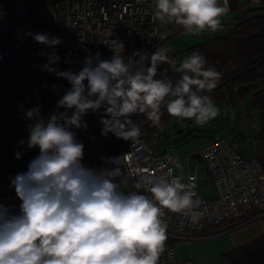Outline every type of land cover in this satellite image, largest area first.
Masks as SVG:
<instances>
[{"label": "clouds", "instance_id": "1", "mask_svg": "<svg viewBox=\"0 0 264 264\" xmlns=\"http://www.w3.org/2000/svg\"><path fill=\"white\" fill-rule=\"evenodd\" d=\"M152 18L175 23L185 35L214 33L223 27L230 11L229 0H153ZM48 48L61 43L47 33H28ZM168 47L155 52H136L138 59L125 63L115 51L110 60L86 57L78 73L61 71L60 61L47 53L42 68L67 80L70 88L57 101V109L45 118L39 106L24 111L29 125L27 147L38 148L24 173L11 179L21 201L19 214L0 204V264H158L164 251L167 223L165 209L183 214L195 226L203 213L194 177L183 183L173 168L150 179L151 196L119 191L123 180V156L107 158L113 168H91L83 163L84 144L73 129L87 128L84 116L104 109L101 135L136 143L140 126L132 120L143 114L158 127L162 107L175 118L190 119L202 126L220 115L210 93L222 73L209 67L206 58L193 51L175 67V82L168 69ZM23 108V105H21ZM23 143V141L21 142ZM20 158V153H16ZM180 168L177 161H169ZM162 168L164 165L161 166Z\"/></svg>", "mask_w": 264, "mask_h": 264}, {"label": "built area", "instance_id": "2", "mask_svg": "<svg viewBox=\"0 0 264 264\" xmlns=\"http://www.w3.org/2000/svg\"><path fill=\"white\" fill-rule=\"evenodd\" d=\"M153 10V0H0V123H32L24 111L37 106L45 118L53 112L65 111L56 105L70 84L42 70L48 63L47 53L55 52L60 57L53 67L78 73L85 66L86 57H96L97 53L100 60H110L115 51L125 63H130L138 59L134 57L136 52H155L175 26L154 21ZM28 33H47L50 38H59L61 43L48 48ZM93 115L89 112L83 118L90 133L96 129L91 121ZM137 124L141 129L145 121ZM145 134L146 130L141 129L136 143L127 141L118 150L104 148L91 152L93 147L108 140L98 138L84 151L83 163L97 170L111 169L114 165L107 163V158L123 156L122 177L117 178L118 183L123 180L119 191L150 197L147 191L150 179L173 168L169 161L175 158L166 147L154 151L143 140ZM198 154L209 169L215 196L205 198L197 194L203 216L195 226L183 214L165 209L163 219L168 225V237L174 238L176 233L198 235L208 228L239 223L264 213V168L254 156H242L224 134L201 146ZM17 160L0 137V204L13 214H19L21 203L15 188L10 186L15 173L5 178L1 163L9 169ZM173 174L177 175L174 171ZM190 177L195 179V175L189 174ZM158 264L185 263L176 258L167 240Z\"/></svg>", "mask_w": 264, "mask_h": 264}, {"label": "trees", "instance_id": "3", "mask_svg": "<svg viewBox=\"0 0 264 264\" xmlns=\"http://www.w3.org/2000/svg\"><path fill=\"white\" fill-rule=\"evenodd\" d=\"M229 4L230 9L235 10L236 14L234 22L222 33L211 35L206 31L200 42L183 50H171L169 56L173 61L181 53L188 56L193 51H198L206 58L207 66L215 67L222 73L218 86L210 93L213 101L227 107H234L241 99L248 97V110L256 108L260 112L259 129L251 142L252 156L264 168V0H258L244 11H240L236 0H229ZM168 37L170 35L162 41L161 47L166 46L171 49L166 44ZM163 69H168V75L172 78L171 64L161 65V70ZM178 76L180 78L179 73ZM162 112L161 121L170 117L166 108L162 107ZM137 115L138 121H145L141 129L149 131L156 128L145 115ZM94 117L95 113L91 119L92 122ZM95 132L97 133V129ZM98 138L100 135L96 134L94 139ZM126 143L127 141L120 139L106 151L118 150ZM38 154L39 151L34 150L26 152L25 156L34 159Z\"/></svg>", "mask_w": 264, "mask_h": 264}, {"label": "rangeland", "instance_id": "4", "mask_svg": "<svg viewBox=\"0 0 264 264\" xmlns=\"http://www.w3.org/2000/svg\"><path fill=\"white\" fill-rule=\"evenodd\" d=\"M173 37H171L168 41L174 42L172 43L175 47L174 50L187 46V40L186 38H183V36L177 39ZM194 42L195 41H193V44ZM186 56L187 55L185 53L179 54L173 60L172 65L174 64L175 67H178L180 62ZM172 75L174 82L179 79L178 73L174 71L173 66ZM214 103L220 108L221 112L218 117L211 120L207 124L198 126L190 119H180L170 116L166 120H162L160 125L155 129L146 131L143 140L148 143L154 151H161L162 147L169 149L171 154H175L177 149L197 151L201 146L209 142L213 137L217 136V130L221 129L231 143L235 145L236 149L242 156L246 158L251 157L253 154L251 141L254 139V135L258 132L257 130L260 118L259 110L256 108H250L248 110V97L241 99L234 107H227L216 101H214ZM104 117L105 113L103 108L95 113L93 124L97 127V133H90L87 131V128L73 129V131L76 132L77 140L84 143V151L86 149H90V145L98 140L94 139L96 134H99L100 138L105 137L108 138V140L93 147L90 150L91 152L96 151L97 153L99 150H103L104 148L107 150L111 147V143H115L120 140L111 133L107 136L101 135V129L103 128L101 120ZM131 118L135 123H137V114L133 115ZM32 123H0V137H2L9 151L13 153L15 157L17 152L22 155L23 153L29 151H39L38 148L29 149L27 147V140L29 137L28 127ZM22 141L23 143H21ZM19 173H21V171L17 170L14 175ZM180 236V233H176V237H168V240L174 249L175 255L181 252L178 258H180V256L185 258L188 255L186 254L184 245H181L182 240H180Z\"/></svg>", "mask_w": 264, "mask_h": 264}, {"label": "crops", "instance_id": "5", "mask_svg": "<svg viewBox=\"0 0 264 264\" xmlns=\"http://www.w3.org/2000/svg\"><path fill=\"white\" fill-rule=\"evenodd\" d=\"M236 2L240 6V11H244L252 7L258 0H236ZM235 14L236 11L230 9L228 15L223 18V27L210 34L218 35L222 33L226 27L234 22ZM164 25L175 26L169 34L171 37L174 36L177 39L183 36V38H186L187 46L177 48V50H183L193 45V41L197 43V41H201L204 38L205 32L199 35H185L183 28L175 23ZM170 38L168 37L166 44L169 45L172 51H175V47L172 44L174 42L168 41ZM219 132L224 134L220 129L216 135H219ZM172 155L175 158L174 161L178 160L182 165V167L178 168L172 163L174 173L184 177L183 183L190 182L189 174L195 175L194 182L197 185L195 189L197 194L205 198L215 196V188L209 169L205 161L199 156L198 150L177 149L176 153ZM179 238L182 240L181 245H184L188 256L185 258L180 256L178 258L181 252L175 256L185 264H264V213L252 215L239 223H223L208 228L199 235L183 233Z\"/></svg>", "mask_w": 264, "mask_h": 264}, {"label": "water", "instance_id": "6", "mask_svg": "<svg viewBox=\"0 0 264 264\" xmlns=\"http://www.w3.org/2000/svg\"><path fill=\"white\" fill-rule=\"evenodd\" d=\"M24 155H20V158L16 161L15 166L10 167L9 169L6 168L4 163H1L2 175L5 178H9L16 172V169L26 172L28 170L27 166L23 163Z\"/></svg>", "mask_w": 264, "mask_h": 264}, {"label": "flooded vegetation", "instance_id": "7", "mask_svg": "<svg viewBox=\"0 0 264 264\" xmlns=\"http://www.w3.org/2000/svg\"><path fill=\"white\" fill-rule=\"evenodd\" d=\"M38 156V155H35ZM32 160V158H30L29 156H25L23 157V163L28 166V164L30 163V161Z\"/></svg>", "mask_w": 264, "mask_h": 264}]
</instances>
